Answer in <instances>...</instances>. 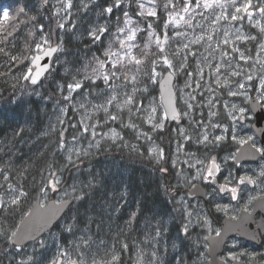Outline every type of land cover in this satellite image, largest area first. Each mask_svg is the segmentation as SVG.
<instances>
[{"label": "rangeland", "instance_id": "374dc122", "mask_svg": "<svg viewBox=\"0 0 264 264\" xmlns=\"http://www.w3.org/2000/svg\"><path fill=\"white\" fill-rule=\"evenodd\" d=\"M39 1L52 8L56 26L51 32L47 19V30H41L30 62L36 53L60 43V52L53 62L51 75L52 78L60 75L63 80L59 78L61 82L55 85L58 93L55 98L48 96L39 84L23 88L15 102L28 97L40 101L39 105L50 111L47 129L51 131L60 133L63 126H76L73 134H63L57 143L56 151L62 154L65 162L51 164L40 199L43 205H47L51 200L59 202L69 197L77 203L86 198L82 184L65 182L62 174L66 167L73 171L74 177L84 174L88 179H93L97 175L105 178L108 185H104L100 192L93 188L88 191V198L95 199L94 202L98 204L97 209L94 208L95 213L100 210V221L95 227L98 231H73L64 218L60 222L62 230L68 233L70 228L71 231L67 242H62L59 229H53L35 243L16 247L12 244V238L20 223L13 227L1 214L10 207L28 203L27 195L12 180L14 176L8 169L1 170L0 258L6 257L8 262L15 259L14 264H52L53 261L65 264L68 257L76 261V264H112L120 260L123 247L130 253L131 264H168L167 206L165 215L162 213L165 210L163 207H160L159 215L156 207L152 211L153 215L142 218L137 228L126 232L127 222L122 223L120 218L124 201L119 179L128 175L124 172L128 169L146 168L144 164H140L141 160L136 155L146 156L149 165L164 162L168 165V160H173L178 176L186 178L187 163L183 165V162L188 158L200 157L205 147V136L208 141L212 135L215 140L220 138L217 142L224 141V132L214 134L219 126L214 121L219 111L207 109V100L210 103L214 95L223 96L233 91L230 79L233 70L230 69L234 67L232 63L239 60L238 56L248 64L242 67H247L243 72L244 77L249 82L258 80L259 93L264 96V65L262 68L256 65L264 62V13L260 11L264 8V0H250L251 16L235 12L236 7H242L249 0H235L234 3L233 0H221V6L214 5L211 8H205L203 4L211 3L212 0H199L200 7L193 0H182L178 5L174 2L169 7L165 23L156 19L155 0H121V7L124 5L126 10L114 8L115 15L113 12H102L103 8L112 6L114 0H71L70 9L64 7L67 0ZM141 3L144 5L143 9L139 8ZM189 3L191 7L185 12L184 8ZM153 10L156 16H148L147 12ZM125 12L128 13L127 16L124 15ZM232 15L238 18L232 20ZM0 18L1 21L4 20L3 13ZM129 19L131 23L126 25L124 22ZM60 23H64L65 27L60 28ZM97 27H106L108 31L99 40H93L91 32ZM133 31L135 37L128 41L127 36ZM66 33L79 42L90 39L96 51L89 56L71 51L73 54L69 58L64 48ZM161 48L163 51H160ZM137 59L142 63L136 64L134 61ZM165 60L172 66L165 64ZM100 62H103V68L100 67ZM114 64L117 67H113ZM237 66V71L241 74L242 68ZM31 71L32 69L27 74L28 78ZM169 71L175 75V91L181 107L178 106L183 111V125L179 128L168 122L159 93L158 85ZM112 72L115 73L114 76L111 75ZM102 74L109 75V83L104 82ZM77 81L82 88L70 91L69 85H74ZM217 87L220 89L217 90ZM112 97L115 99L111 100ZM128 99L132 103L126 105L125 101ZM109 100L111 103H108ZM101 105L104 107H100ZM104 108H107V112ZM110 116H116L117 119L112 120ZM67 117L69 121H66ZM157 124L161 127H154ZM169 130L171 136L168 137ZM114 133L117 134L115 138ZM175 137L177 140L174 139L173 142V153L170 152L169 155L168 144ZM200 146V151L195 149ZM153 149L156 151L153 152ZM99 151L109 152V156L101 163V168L83 163L84 159L94 157ZM161 152L164 154L163 159L159 156ZM203 154L207 156L208 151L205 150ZM127 157H134L136 161ZM130 162L140 167L129 164ZM4 164L7 165L6 161ZM13 166L14 164L8 167ZM164 169L166 171L160 168L161 172L154 175L166 184L164 177L168 176V166ZM57 180L59 183H56ZM96 193L102 200L96 199ZM88 213L87 216L93 211L90 209ZM128 234L135 238L134 242H131L132 238H126Z\"/></svg>", "mask_w": 264, "mask_h": 264}, {"label": "flooded vegetation", "instance_id": "af4514ba", "mask_svg": "<svg viewBox=\"0 0 264 264\" xmlns=\"http://www.w3.org/2000/svg\"><path fill=\"white\" fill-rule=\"evenodd\" d=\"M238 57L230 69L233 91L214 95L210 103L207 100V109L219 111L214 120L219 126L214 134L224 132V141L217 142L212 135L199 158L185 159L186 178L179 177L173 160H168V264H264V127L258 125L255 111L264 110V96L259 93L258 80H246L243 72L247 67H242L248 64ZM237 65L242 68L241 74ZM256 65L262 68L264 62ZM180 112L179 123L168 121L176 128L183 125V111ZM174 139L177 137L168 144L169 155L173 153ZM205 150L207 156L203 154ZM213 161L218 168L210 178L214 182L209 183L201 176L206 177L205 169ZM143 170H148V166ZM126 177L122 176L119 182L124 201L120 218L122 223L127 222V232L137 228L142 218L153 215V208L149 207L147 213L141 205L136 175L132 184ZM242 178H251L254 183L246 180L242 184ZM221 185L236 188V199H232L231 192L221 191ZM126 238L135 241L130 234ZM120 253V258L130 257L123 247Z\"/></svg>", "mask_w": 264, "mask_h": 264}, {"label": "trees", "instance_id": "16d2710c", "mask_svg": "<svg viewBox=\"0 0 264 264\" xmlns=\"http://www.w3.org/2000/svg\"><path fill=\"white\" fill-rule=\"evenodd\" d=\"M155 1L157 3L156 19H160L162 23H165L169 7L174 5V2L178 5L182 0ZM165 5H168V7L166 8ZM121 8L123 11L126 10L124 5ZM4 10L8 11L9 18L8 20H0V49H2L0 51V140L2 139L0 141V171L8 169L13 174L14 178L12 180L23 188L28 201L26 204L13 206L2 212L3 219L15 227L25 216L30 207L29 205L40 197V192L46 185V176L51 164L65 162L62 154L58 150L56 151L57 143L62 139L63 134H73L76 131V126H63L60 133L51 131L47 129L50 111L39 105L40 101L28 97L15 102L23 88L33 87L25 77L31 69L30 57L34 54L37 38L42 32L41 30H47V19H49L51 32L56 26V18L52 8L39 0H0V14ZM112 14L115 15L114 12ZM140 38L142 37L140 36ZM64 48L67 50L65 53L69 58H71L70 54H73L71 51H76L78 54L83 53L84 56H89L96 51V47L91 44L90 39L79 42L74 40V37L69 33L64 36ZM52 70L41 81L40 85L48 96L55 98L58 94L55 85L61 82L59 78L63 80V77L58 75L52 78ZM141 70L143 71V69ZM70 113L71 111L69 116ZM69 120L67 117L66 121ZM2 141L4 142L2 143ZM125 152L126 150L123 151V153ZM107 155L109 156L108 151H99L94 157H90L91 159H84L83 163L86 166L96 165V168H101V163L105 161ZM136 156L141 160V165L146 163L145 165L149 168L145 171L143 169L124 171L128 173L126 180L132 184L133 175H136L141 192V205L147 213L149 207L153 210L157 207L158 213L160 207L165 209L167 206L168 187L166 185H168V176L165 175L164 177L165 184L154 174L158 175L161 172L160 168L168 166L167 162L149 165L146 156ZM128 159H135L133 161H136L134 157ZM5 161L7 165L4 164ZM13 164L12 168L8 167ZM129 164L140 167V165L133 162ZM62 177L66 183L82 184L86 193V198L77 203L73 199L74 203L64 217L70 223V228L73 231L82 229L91 230L93 233L98 231L95 227L96 223L100 221V214L98 215L100 210L95 213L94 208L98 207V204L94 202L95 199L88 198L90 195L88 191L90 188L95 189L97 192L102 191L104 185H108L107 181L97 175L93 179H88L84 174L74 177L73 171L67 167L64 168ZM94 195L98 197L96 199L99 201L102 200L98 193ZM90 209L93 213L87 216ZM165 211L166 209L162 212L164 215ZM58 229L61 231L62 242H67L71 231L68 230V233H65L60 223L54 227V230ZM8 260L6 257L1 256L0 264H14L15 259H10L11 262H8ZM131 263V258L124 256L118 262L112 264Z\"/></svg>", "mask_w": 264, "mask_h": 264}, {"label": "water", "instance_id": "95a60500", "mask_svg": "<svg viewBox=\"0 0 264 264\" xmlns=\"http://www.w3.org/2000/svg\"><path fill=\"white\" fill-rule=\"evenodd\" d=\"M53 48L57 49V51L51 52ZM59 51L60 44L57 43L51 47H47L43 52L35 54L31 61L33 70L29 77L30 85H38L51 71L53 60ZM32 79L36 80L35 84L32 83ZM174 84L175 75L172 72L165 73L159 83L161 102L167 120L170 123H178L181 119ZM255 111L258 125H263L264 127V110L258 112L255 109ZM241 153H244V150H241ZM72 205V199H66L62 202L51 200L47 205H42L41 199L38 198L16 229L12 238V244L16 247H25L30 243L38 241L54 229Z\"/></svg>", "mask_w": 264, "mask_h": 264}, {"label": "snow or ice", "instance_id": "6c2138e0", "mask_svg": "<svg viewBox=\"0 0 264 264\" xmlns=\"http://www.w3.org/2000/svg\"><path fill=\"white\" fill-rule=\"evenodd\" d=\"M150 2H151V0H150ZM193 2L196 3V6H197V7H200V6H201L200 3H199V0H193ZM234 2H235V0H233V3H234ZM214 5L221 6V0H212L211 3L205 2V3L203 4V6H204L205 8H211V7H213ZM71 6H72V5H71V0H67V2L64 4V7H65L66 9H70ZM85 7H87V5H85ZM120 7H121V0H114L112 6H110V7H106V8H103V9H102V12H103V13H107V14H111V13L113 12V9H114V8H120ZM165 7L167 8L168 5H165ZM189 7H191V4H190V3L188 4V6H186V7L184 8V11L187 12ZM139 8L143 9V8H144V5H143L142 3L139 4ZM250 8H252V4H251V2H250V0H249V2H248V3H245L242 7H236V8H235V12H236V13L244 12V13H246L247 15L251 16V12L249 11ZM260 11H261L262 13H264V8H261ZM124 15L127 16L128 13L125 12ZM141 15H143V13H141ZM147 15H148V16H153V17H154V16H156V12H155L154 10H153V11H148V12H147ZM3 16H4V19H5V20H8V18H9V14H8L7 11H4V12H3ZM237 18H238V17H237L236 15H232V16H231V19H232V20H236ZM181 19L183 20V17H181ZM124 23H125L126 25H128V24L131 23V20H130V19H129V20H125ZM58 26H59L60 28H64V27H65V24H64V23H60ZM107 31H108V29H107L106 27H97L94 31L91 32V37H92L93 40H99V39L101 38V35H103V34L106 33ZM121 35H123V30H121ZM134 37H135V32L133 31V32H131V33L127 36V40H128V41H131V40L134 39ZM158 43H159V41H158ZM123 44H124V42L122 41V42H121V46H122V47H123ZM185 47H186V46H185ZM0 51H2V49H0ZM56 51H57V49H55V48L51 49V52H56ZM160 51H163V48H161ZM105 55L107 56L108 53H105ZM112 55H116V53H112ZM134 62H135L136 64H141V63H142V62H141L140 60H138V59L135 60ZM164 63H165V64H168L169 67L172 66L171 64H169V62H168L167 60H165ZM100 67H101V68L104 67L103 62H100ZM113 67H117V65L114 64ZM30 74H31V73H29V75H30ZM102 75H103V74H102ZM111 75L114 76L115 73L112 72ZM27 78H28V77L26 76L25 79H27ZM89 79H91V78H89ZM103 80H104V82H105L106 84L109 83V82H110V77H109V75H103ZM32 83L35 84V83H36V80H35V79H32ZM240 87H243V85H240ZM81 88H82V85H81V83H80L79 81H77L74 85H69V90H70V91H74V90L81 89ZM114 99H115V97H112V98H111V100H114ZM111 100H109L108 103H111ZM131 103H132V100H131V99H128V100L125 101V104H126V105H127V104H131ZM100 107H104V106L101 105ZM104 111L107 112V108H104ZM110 118H111L112 120H116V119H117L116 116H110ZM173 118H175V117H173ZM154 127L159 128V127H161V126H160L159 124H157V125H154ZM116 135H117V134L114 133V134H113V138H115ZM219 139H220L219 137L216 138L217 141H218ZM204 142H208V137H207V136L204 137ZM152 151L155 152L156 150L153 149ZM257 151H259V149H257ZM159 156H160V159H163V158H164V154H163V152H161V153L159 154ZM217 168H218V165H216V164H215V161H213L212 166H211V167H206V169H205V170H206V173H207L206 177L202 175V176H201V179H205L206 182H209V183L214 182V181L211 180L210 178L213 177V176L215 175V172H216ZM161 170H162V171H166V169H164V168H162ZM246 180H247L248 183H254V181H252L251 178H242V179L240 180V183L243 184V183H245ZM56 183H59V181L57 180ZM220 190H221V191H229V192H231V193L233 194V195H232V199H236V191H237L236 188H227L226 186L221 185V186H220ZM75 198L78 199V198H80V197H75ZM0 207H2V206H0ZM189 215H190V213H189ZM185 232H187V225H185ZM217 235H219V233H217ZM61 255H62V256H66L65 253H61ZM235 258H236V257H232V259H235ZM115 259H116V257H115V255H114V256H113V260H115ZM52 264H58V262H57V261H53ZM65 264H76V261H73L70 257H68V258L65 260Z\"/></svg>", "mask_w": 264, "mask_h": 264}, {"label": "bare ground", "instance_id": "6f19581e", "mask_svg": "<svg viewBox=\"0 0 264 264\" xmlns=\"http://www.w3.org/2000/svg\"><path fill=\"white\" fill-rule=\"evenodd\" d=\"M262 35H263V34H262ZM248 38H249V37H248ZM134 142H135V141H134ZM135 149H136V148H135ZM139 149H140V148H139ZM136 150H137V149H136ZM132 152H133V151H132ZM119 158H120V157H119ZM153 163H154V162H153ZM140 164H141V162H140ZM143 164H146V163H143ZM143 164H142V165H143ZM117 165H118V164H117ZM143 166H144V165H143ZM145 167H147V166H145ZM148 168H149V167H148ZM123 195H124V194H123ZM118 201H119V200H118ZM136 201H137V200H135V202H136ZM162 219H165V218H162ZM131 242H132V241H131ZM127 243H128V242H127ZM138 243H139V242H138ZM132 244H133V243H132ZM132 244H131V245H132ZM139 244H140V243H139ZM121 255H122V254H121Z\"/></svg>", "mask_w": 264, "mask_h": 264}]
</instances>
